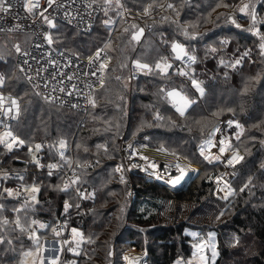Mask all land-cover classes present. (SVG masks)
<instances>
[{
	"label": "trees",
	"instance_id": "obj_1",
	"mask_svg": "<svg viewBox=\"0 0 264 264\" xmlns=\"http://www.w3.org/2000/svg\"><path fill=\"white\" fill-rule=\"evenodd\" d=\"M239 1L120 0L122 6L115 2L107 14L104 4L95 1L101 13L89 33L82 35L65 26L53 28L51 36L58 48L86 57L96 49L108 54L101 77L104 83L93 93L95 107L91 104L84 114L46 102L30 89L13 59V45L19 44L25 49L29 43L26 35L6 34L0 39V75L5 77L0 93L18 99L21 112L11 130L25 140L24 145L15 146L11 151L0 147V193L5 187L21 192L19 197L0 195V204L4 205L0 218L14 221L13 209L24 204L29 196L23 191L24 186L35 184L39 188L38 203L27 212L22 211L21 219L30 228L33 219L47 225L45 228L33 225L40 241L69 240L73 228L81 232L85 245L78 251L76 264H104L108 247L112 243L120 244L123 236L129 248H139L136 239L140 234L150 239L145 251L151 264H173L178 258L185 259L190 256L192 239L186 232L190 221L181 215L189 210L190 203L202 209L211 206L208 194H213L214 184L210 180L221 169L218 163L210 164L199 157V145L216 121L235 120L243 125L244 131L239 140L235 139L234 148L245 157L234 167L235 178L230 182L234 193L225 202L213 198L221 205L216 212L219 216L221 210L224 214L234 212L230 221L221 222L217 227L227 230L233 239L248 242L243 260L264 264V168L261 167L264 164V56L260 54L259 37L249 31L251 17H234L218 12L225 7H217L218 3L231 7ZM251 1L256 3L258 19L264 18V0ZM169 3L174 8L169 9ZM145 7L149 8L147 14ZM110 15H117L111 27L104 23ZM228 16L237 24L244 21L247 25L237 27ZM256 27L264 34V24ZM139 28L148 30L140 41H132L133 31ZM172 41L183 44L190 55L196 56L194 66L187 67L175 59ZM104 44L108 46L103 48ZM215 46L218 47L212 52ZM245 51L249 55L232 67ZM161 58H167L172 64L168 75H158L155 71V62ZM136 59L151 64L153 71L137 72L132 64ZM221 60L225 63L221 64ZM181 69L188 74L180 75ZM191 78L203 82V97L197 99ZM161 88L182 90L196 103L181 117ZM157 111L164 119L154 120ZM60 139L67 144L63 150L58 147ZM120 139L132 143L138 150L148 147L158 151L163 146L167 149L164 152L176 153L188 164L197 165L200 173L185 192L176 196L133 170L121 183L115 171L121 164ZM37 143L42 145L35 155L38 163L58 165L51 175L30 157L28 146ZM60 151L64 152L65 159L61 158ZM77 162L84 166L76 167ZM208 166H211L209 171L201 173ZM67 171L73 179L75 176L81 179L73 187L61 190L67 182L64 176ZM249 177H252L251 183L240 191ZM81 193L85 195L80 198ZM87 193L94 195L87 196ZM65 201L71 205L67 211ZM166 210L177 212L171 216L173 224H155ZM58 222L63 228L60 237L53 233ZM145 225L150 226L141 228ZM14 227L10 223L0 228L5 241H13L11 245L0 244V264H17L19 253L33 247L29 231H13ZM219 237L217 234L220 254L213 264H224L223 259L230 253L228 248L222 250ZM70 257L73 256L66 250L60 255L63 261Z\"/></svg>",
	"mask_w": 264,
	"mask_h": 264
},
{
	"label": "snow or ice",
	"instance_id": "obj_2",
	"mask_svg": "<svg viewBox=\"0 0 264 264\" xmlns=\"http://www.w3.org/2000/svg\"><path fill=\"white\" fill-rule=\"evenodd\" d=\"M53 3V0H48V4L51 5ZM104 3L106 6L110 5V0H104ZM117 6H122L120 5V0H116ZM229 7L228 4H217V7ZM40 7L38 0H23V9L26 13L30 14H35V9H38ZM169 9L174 8V5L169 3L167 5ZM13 8V4L10 2V0H0V13L3 14H8L9 11ZM149 11L148 7L144 8V13L147 14ZM238 11L240 13L250 15L251 17V26L249 28V31L253 32L254 35H257L259 37L260 43H259V49H260V54L264 56V34H261L259 29L256 27L257 24H264V18L258 19L257 17V12L255 8V4L251 2V0H247V2H242L239 7ZM107 14V12L105 13ZM179 15V13H177ZM66 16H68V23L71 24L73 21V18L71 17L70 13H66ZM44 21L47 23L48 27L50 29L56 28V22L54 19H50L48 16H43ZM228 19L233 23L236 24L237 27H239V24L236 23V20L233 19L232 16H228ZM105 24L110 23V21L105 20ZM20 25L17 24L15 28H19ZM134 29L136 28L135 25L132 26ZM13 28H9L8 31L11 32L13 31ZM4 31V29L0 28V32ZM127 31V30H125ZM144 33V29L140 28L138 31H133L131 35V40L132 41H140L141 36ZM185 36L188 35V32H184ZM193 38H195V34H193ZM44 39L48 42L49 45L53 43L52 36L49 33L44 34ZM15 52L22 55V56H28L29 53L27 51H22L21 46L19 44H14L13 45ZM107 47V45H105ZM101 49H97V52L95 54V59L93 57H89L90 62L95 63L96 60H100V53ZM171 51L174 53V57L176 60H182L185 57L187 58L188 61L194 63L196 61V56L190 55L186 49L185 46L179 42L172 41L171 43ZM212 52H215L216 49L212 48ZM249 53L245 51L240 58H237L234 63H232V67H235L236 65L242 63L243 57L248 56ZM221 64L225 63L223 60L220 61ZM24 64H27V60L24 61ZM132 64L134 66V69L137 72H152L153 67L151 64L142 62L139 59L133 60ZM107 67V64L105 62H100L99 63V68L98 71L101 74V77H103V73ZM172 67V64L167 62V58H161L160 60H157L155 62V71L158 75H168L169 74V69ZM20 71H24L23 67L20 68ZM180 75L185 76L188 73L185 72L184 70H180ZM92 75H96V73H92ZM31 79V78H29ZM71 79V77H69ZM5 83V77L0 75V87H3ZM100 83L103 84V78H101ZM191 85L195 89V92L198 93V98L203 97L205 95V88L203 86V82L191 78ZM245 91L247 90V85H245ZM63 91V89H61ZM160 91L162 93H165L166 99L169 101L171 104V107L175 109V112L178 113L181 117H184L186 115L187 110L196 103L195 99H192L189 95H187L185 92L182 90H177L176 88H171L170 90H165L164 88H161ZM47 100L52 101L55 99L54 96H46L45 97ZM8 104L6 107L5 104ZM89 102L92 103V105L95 107V101L93 99H89ZM75 107V106H74ZM231 111V109H229ZM21 112V105L16 97L13 96H8L5 97L2 93H0V113H2L4 116L9 117L11 119H15L20 115ZM154 120H162L164 119L163 116H161L160 112L157 111L154 115ZM229 127L232 125H235L237 132L235 134L236 140L240 139V135L243 133L244 128L243 125H241L238 121L235 120H228L227 121ZM7 130L0 132V144H3L6 149L9 151L12 150L14 146L18 145H24L25 140L20 138L18 135H15L13 131L10 128H7V125L5 126ZM221 131L218 127L214 128L213 131L209 134L211 137H215V134L217 132ZM135 135V133H133ZM147 140L148 137H145ZM207 143L211 145L213 143L212 139H208L199 146V152L200 155L205 159L209 160V156L205 154V149H204V144ZM42 145L37 143L35 145V150L39 151L41 149ZM59 149L63 150L67 147L66 141L64 139L59 140L58 144ZM79 147V145H77ZM132 146L129 145V148ZM218 148H219V154L213 156L211 159L213 160H220L222 156L226 152H231L230 156L224 157V160L227 165H235L239 161L243 159V157L238 153V151H232V145L229 141H227L224 138H219V143H218ZM160 151H167V149L163 146L159 149ZM29 151L31 152L32 149L31 147L29 148ZM136 151L133 149L132 150V155H136ZM60 156L62 159H65V154L63 151H60ZM145 160H147L146 157H144ZM33 161L37 163V166H40L36 157H33ZM69 164H71V161H67ZM84 165H81L79 162H77L76 167H83ZM151 168L155 169L157 165L153 162L150 164ZM170 165H166L165 167H168ZM49 169H54L57 168V164H49L48 165ZM262 168H264V164L261 165ZM121 165H117L115 171L121 172ZM175 168L178 171V175L169 178L167 183L170 185H177L179 184L183 179L184 176L187 172V168L182 166L180 163L175 164ZM49 175H51V171L49 172ZM5 179H7V174H4ZM19 179L23 181V176H20ZM80 176H75L74 179H71L70 181L66 182L64 184V188L61 190H67L70 185L77 184L80 181ZM121 182H124V176L121 175L120 177ZM222 181V177L217 176L216 177V182L219 185ZM252 181V177L248 178V181L245 183V185L240 189V191H244L245 187H248L249 184ZM24 192H27L29 194L28 199L24 201V204H22L20 207L14 208L13 211L16 213V217L14 221H9L7 218H0V228H3L6 225H9L10 223H14L15 227L13 231L19 230L21 232L28 230L29 231V238L33 241L35 245V252L32 250H28L22 253V258L20 260V264H59L60 261V256H59V250H56L53 247V250L51 254H48V249H46L45 245L40 243V238L37 235V232L35 230H32L30 226H27L26 223L21 219L20 213L27 212L29 208H31L34 204L38 203L36 194L39 192V188L33 184L30 187L24 186L23 188ZM223 192V196L221 197L222 199L227 200L230 195L234 193V189L230 186V184L227 181H223V188L218 187L217 188V194L219 192ZM3 193H6L8 197H19L21 195L20 191H17L13 188L10 187H5L3 189V192L0 193L2 195ZM85 194L81 193V196L84 197ZM94 193H87V196H93ZM29 200L31 203H29ZM71 207V205L68 203V201H65L64 203V209L67 211ZM4 209V205L0 204V210ZM224 212L221 210L220 215H223ZM220 217L217 216L216 219H219ZM32 225H37L39 228H45L47 225L43 223H39L35 219L31 221ZM6 230V229H5ZM72 241L75 243L77 240H84V236L81 232H79L76 228H73L72 230ZM53 233L55 234L56 237H60L61 231L53 227ZM190 235L192 236H197L198 234L193 232ZM215 233L214 232H209L208 233V239L207 241L201 240L199 243H194L192 244V256L191 258L187 261V264H209V257L205 254V249H210L211 251V260L215 261L218 252H217V245L215 243ZM235 242H238V239L234 238ZM7 243L11 245L13 241L11 239H8L5 241V238L3 235H0V244L2 243ZM57 243H60L61 246L63 245H68V251L74 252L76 249L72 247L71 244H69L68 240H58ZM109 255H112L111 252H109ZM30 258V259H29ZM124 260L128 262V264H139V258H133L129 256H124ZM175 264H185L182 258H178L177 261H175Z\"/></svg>",
	"mask_w": 264,
	"mask_h": 264
},
{
	"label": "built area",
	"instance_id": "obj_3",
	"mask_svg": "<svg viewBox=\"0 0 264 264\" xmlns=\"http://www.w3.org/2000/svg\"><path fill=\"white\" fill-rule=\"evenodd\" d=\"M10 2L13 4V8L9 13H0V28L4 29V31L0 32V39L6 34L14 33L29 36L27 47L22 49V51H27L29 55L22 56L16 53L15 64L30 89L46 102L65 109L78 111L81 114L86 113L90 106L89 99L92 98L94 91L100 86L99 63L102 61L107 63L108 54L101 49V59L93 63L90 62L89 57L95 59L97 49L86 58H82L79 55L70 53V51L67 52L62 48H55L52 44L49 45L44 39V34L47 32L51 35L52 29L48 27L43 16L46 15L50 19H54L56 23L69 27L83 35L89 33L96 24L101 13L99 5L92 0H53L51 5L48 4V0H38L40 7L34 10L35 14L33 15L24 11L23 0H10ZM66 13H70L73 18L71 24L68 23ZM17 24L20 25L19 28H15ZM9 28L14 30L9 32ZM143 29L144 33L148 30V28ZM25 60H27V64H24ZM21 67H23L24 71H20ZM92 73H96V75H92ZM3 95L5 97L10 96L8 94ZM46 96H54L55 99L49 101L45 98ZM5 106H8L7 102ZM17 120L18 117L11 119L0 113V132L7 130L6 125L7 128L11 129ZM223 122L219 120L216 127L221 130ZM219 138H222V131L216 133L213 149L210 150L212 153L217 151ZM118 142V154L121 158L120 165L122 166L121 172H117L119 181L121 182L120 177L123 175L125 182L127 174L131 170L140 172L150 178L151 176L148 173L153 169L150 166L153 163L150 160L151 158L140 156L138 148L130 142H125L122 139ZM129 145L132 147L129 148ZM1 146L4 145L0 144ZM133 149L136 151V155H132ZM138 163L143 165L142 169H136L131 166ZM39 165L41 169H45L48 172H54L57 169H49L47 164L39 163ZM64 176L67 182L73 179L70 171L65 172ZM228 176V174H224L223 179ZM70 186L73 187V185ZM78 195L80 198L82 197L81 194ZM55 228L63 234L61 222H58ZM53 242L56 244L55 241ZM66 251L68 252V249Z\"/></svg>",
	"mask_w": 264,
	"mask_h": 264
},
{
	"label": "rangeland",
	"instance_id": "obj_4",
	"mask_svg": "<svg viewBox=\"0 0 264 264\" xmlns=\"http://www.w3.org/2000/svg\"><path fill=\"white\" fill-rule=\"evenodd\" d=\"M95 1L98 2V3L104 4L105 7H103V8L105 9V12L107 11L108 13L110 12V10H113L112 6H115L114 3L116 2V0H110V5L106 6L105 3H104V0H94V2ZM242 2H247V0H241V1H239L238 4H235V5L231 6V7L223 8V9L219 10L218 12H223L224 14L225 13L226 14H230V15H232L234 17H239V15H240L242 17H245V19H246L247 17H250V15H246V14L240 13L238 11V7H239V5ZM251 2L254 3L255 7H256V3L254 1H251ZM110 16L111 17L108 20V21H110V23L107 24L109 27H111V25L113 24L112 21H113V19H115L117 17V15H115V16L110 15ZM100 24H102V23H100ZM238 24H239V26L247 25V24L244 23V21L243 22H238ZM56 25H58L56 27L63 26V25H61L59 23H56ZM197 34H199V32L195 33V35H197ZM25 37H26V39L29 38V36H25ZM52 39H53V36H52ZM54 41H55V39H53L52 45L56 48L57 45L54 43ZM208 42L212 43V45H215L213 43V41H208ZM105 45H107V44H104L103 48H106ZM217 47L218 46H215V49ZM15 54H16V52L14 51L13 59L15 57ZM81 55L82 56H80V57L86 58L85 54H81ZM180 61L187 67H189L191 65L194 66V63L188 61L186 57L184 59L180 60ZM100 85H101V83H100ZM91 99H93V100L95 99L94 95H92ZM91 104L92 103H90V105ZM219 120H221V119H219ZM218 121H216V123L213 125V127L210 128L209 132L207 133L208 135L203 137L204 139L201 141L200 145L202 144V142H204V141H206L208 139H212V141L215 142V137H211L209 134L213 131L214 128H216ZM222 121H224V120H222ZM222 128H224L223 130L221 129L222 138L226 139L227 141H229L231 143L232 151H237V149L234 148V141L236 139L235 138V134L237 132V129H236L235 125H232L231 127H229L227 121H224ZM215 136H216V134H215ZM213 145H214V143H212L211 145H209L207 143L204 144L205 154L209 156V160H206V161H208L210 164L218 163L219 166L221 167V169L210 180L214 184L213 185L214 188H213V192H212L213 194L212 195H211V193L208 194V201L210 202L211 206H205L204 209H202V208H200L199 205H195L194 203H190L189 210L181 215V217H185L186 216V218L189 219V221H190L189 228L187 227V231L186 232L189 235L191 233H193V232L198 234L195 237L190 235V238L192 239V241H191L192 243H191V246H190V256L185 258V259H183V261L185 262V264H187V261L191 258L192 251H193L192 244L199 243L201 240L207 241L208 233L209 232H214L215 233L214 240H215L216 245L218 244L217 234H220L219 239H220L221 244L223 246L222 250H225L227 248H228V250H230L229 251L230 252L229 255L223 259L224 262H225L224 264H249V262H247V260H243V258H244L243 257L244 256L243 251L247 249L248 242L244 243V241H243L244 239H242V238L240 239V241L235 242V240L233 239L232 235L227 230L226 231H221V229L219 227H217V226H219V224L221 222L230 221L231 218L234 217V212L233 211H227L226 214L219 216V214L216 213V212H218V210H219L221 205L219 203H217L213 198L215 197V199H218V200H220L222 202L226 201L225 199L221 198L223 196V192L222 191L219 192V194H217V188L218 187L223 188V181H227L229 184H230L231 181H233V179L235 178L234 167L237 165V163L235 165H227L226 164V162L224 160V157L230 156L231 152H226L224 154V156L221 157L220 160L211 159L213 156L219 154V148H216L217 151L214 152V153H212L210 151L211 149H213ZM28 147L29 148L31 147V149H32V151L30 152L29 148H28V151L30 153L31 159L33 160V157H35V155L37 154V151L35 150V145L34 146L30 145ZM138 151L140 153V156H146L148 158H151L150 160L152 162H154L156 165L160 164V165L163 166V164H166V165H170V167H172V168H175L174 165L177 164V163H183L184 166L185 165H190V164H188L186 162V159L184 157H182V156H180V155H178L176 153H173V152L168 153V152H164V151H160V150L157 151V150H154V149H150L148 147L141 148ZM238 153L243 157V159L241 161H239V162H242L244 160L245 156H244L243 153L242 154L240 152H238ZM200 156L201 155H200V152H199V157ZM160 165L157 166L158 168L156 167L157 169L154 170L153 172L162 171L161 170L162 166L160 167ZM193 165L191 164V169H190V170H192L191 173H189L188 175H185V177L188 178L187 181L188 182L190 181V184L198 177L197 175L200 173L199 167H197V165H195V166H193ZM131 166L133 168H136V169H142V167H143V165L141 163L133 164ZM210 168H211V166L204 167V169H203V171H201V173L202 172L203 173L208 172ZM166 173H169V172H166ZM224 174H228L229 176L226 177L225 179H223L224 178L223 177ZM217 176L222 177V181H221V183L219 185L216 182V177ZM152 177L153 176H151L149 179H151L155 183V181H154L155 178L154 177L152 178ZM157 183H155V184L160 186V187H162V185H164V184L159 185ZM164 186L167 189L165 187H162V188H164L166 190L169 189L166 185H164ZM26 194L29 195L28 193H26ZM171 194H173V193H171ZM191 210H192V212H191ZM180 211H181V209H180ZM176 213L177 212H172V210H166L165 212H163V216L161 217V219H158L157 223H155V224H164V225L173 224V219H172L171 216H175L174 214H176ZM198 213L200 214L201 217H198V215H199ZM115 214H116V212H115ZM188 214H190V215H188ZM187 215H188V217H187ZM217 216H219L220 218L216 219ZM37 226H38V224H37ZM149 226L150 225H145V226H142L141 228L146 229ZM31 229L35 230L36 232H38L37 228H35L33 225L31 227ZM37 235H38V233H37ZM28 236H29V233H28ZM136 240L139 241L138 242L139 248H136V247L129 248V245H127L125 243L126 240H125L124 236L121 238L120 244L116 243V244H118V245H116L115 243H112L108 247L107 259H106V262L104 264H126L127 261L124 260V256H126V255L127 256L132 255V256H135V257H138V258H142L143 259L142 264H151V260H150V258H148L149 257L148 253L145 251V247L147 246V243L150 242V239L148 241V237H146L143 234H140V235H138ZM53 241H55V240H52V241H49V240L44 241V240H42V241H40V243L45 245L46 249H48V254H51V252L53 250V247L56 250H59V256L62 255L63 252L65 253V250L68 249V245H63V247H62L60 243H57V241H56V244H55ZM68 241H69V244H71L72 247L75 248L76 250L74 252L68 251V253L71 254L73 257L68 258V260H66V261H63L62 259H60L59 264H76V257L78 256L77 255L78 251L83 247V245H85V242L82 244L83 240L82 241L77 240L75 243H73L72 236H70ZM32 243H33V241H32ZM28 250H32L33 252H35L34 243H33V247L26 248V249L22 250L19 253V258H18L17 264H20V260L22 258V253L25 252V251H28ZM109 252H111L112 255H109ZM217 252H218V254H220V249L218 247H217ZM205 254L209 257V264H213L216 261V259L218 258V255H217L215 261L211 260V251H210V249H205ZM93 260H94L95 263H97V261H98L97 259H93ZM176 261H177V259H176ZM173 264H175V262Z\"/></svg>",
	"mask_w": 264,
	"mask_h": 264
},
{
	"label": "bare ground",
	"instance_id": "obj_5",
	"mask_svg": "<svg viewBox=\"0 0 264 264\" xmlns=\"http://www.w3.org/2000/svg\"><path fill=\"white\" fill-rule=\"evenodd\" d=\"M182 166H184L183 165V163H180ZM160 164H158L157 166H159ZM162 165H160V167H161ZM166 166V164H163V166H162V171H156L155 173H153V171L154 170H156L157 168H155V169H152L150 172H149V174L150 173H152V174H155V175H159V177L158 176H156V178L157 179H155V181L156 182H158V183H161V184H164V185H166L169 189H171L172 191H178V190H181L182 188H184L185 186H186V181H187V177H185L184 176V179L179 183V184H177V185H175V186H173V185H170L169 183H167V181L169 180V178H172V177H174V176H176V175H178L179 173H178V171H177V169L176 168H172V167H170V166H168V167H165ZM174 167H175V165H174ZM184 167H186L187 168V172H186V174L185 175H188L190 172L189 171H191L190 169H191V165H185ZM189 168V169H188ZM166 169V170H165ZM166 172H169V173H166ZM175 172V173H174ZM151 175V174H150ZM152 176V175H151ZM163 179H165V180H167L166 182L163 180ZM129 257H133V258H136L135 256H132V255H130ZM142 261H143V259L142 258H139V264H142ZM126 264H128V262H126Z\"/></svg>",
	"mask_w": 264,
	"mask_h": 264
},
{
	"label": "water",
	"instance_id": "obj_6",
	"mask_svg": "<svg viewBox=\"0 0 264 264\" xmlns=\"http://www.w3.org/2000/svg\"><path fill=\"white\" fill-rule=\"evenodd\" d=\"M155 181V180H154ZM188 182V181H187ZM186 182V186L183 188V189H181V190H178V191H172L171 189H168L169 190V192H171V193H173V195L175 194V195H179V194H181V193H183L184 191H186L187 190V187H189L188 185L190 184V181L187 183ZM155 183H157L156 181H155ZM157 184H159V185H162V184H160V183H157ZM162 187H165L164 185H162ZM166 188V187H165ZM167 189V188H166Z\"/></svg>",
	"mask_w": 264,
	"mask_h": 264
},
{
	"label": "crops",
	"instance_id": "obj_7",
	"mask_svg": "<svg viewBox=\"0 0 264 264\" xmlns=\"http://www.w3.org/2000/svg\"><path fill=\"white\" fill-rule=\"evenodd\" d=\"M174 54V53H173ZM192 171V170H191ZM191 171H189L190 173H191ZM153 173H155V172H153ZM155 179H157L156 178V176H158L159 177V175H155V174H152V173H150ZM165 182L167 181V180H165V179H163Z\"/></svg>",
	"mask_w": 264,
	"mask_h": 264
}]
</instances>
